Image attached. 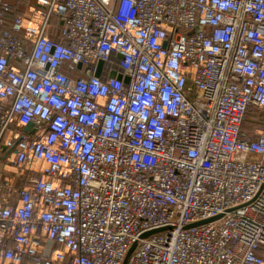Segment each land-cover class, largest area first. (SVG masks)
<instances>
[{"label": "built area", "instance_id": "1", "mask_svg": "<svg viewBox=\"0 0 264 264\" xmlns=\"http://www.w3.org/2000/svg\"><path fill=\"white\" fill-rule=\"evenodd\" d=\"M27 1L0 0V148L26 176L0 257L264 264V0Z\"/></svg>", "mask_w": 264, "mask_h": 264}, {"label": "crops", "instance_id": "2", "mask_svg": "<svg viewBox=\"0 0 264 264\" xmlns=\"http://www.w3.org/2000/svg\"><path fill=\"white\" fill-rule=\"evenodd\" d=\"M27 2H28L27 0H24V4L19 9L22 10V13L24 12V7ZM8 165H9V155L2 148H0V192L2 191V189H4L6 190L5 192L7 193L10 189H15L22 186L25 182L26 176L14 175L13 177V174L12 176H10V173H8L7 171ZM2 193L4 196L5 194L3 191ZM0 264H12V263L7 262L0 257ZM21 264H26V263L23 262Z\"/></svg>", "mask_w": 264, "mask_h": 264}, {"label": "trees", "instance_id": "3", "mask_svg": "<svg viewBox=\"0 0 264 264\" xmlns=\"http://www.w3.org/2000/svg\"><path fill=\"white\" fill-rule=\"evenodd\" d=\"M18 13H21L19 11H16L14 14H11V16H9V18H13L15 15H17ZM259 123L255 122L253 120V118L250 116V118L247 120V122H245L243 128L244 129H250V130H257L259 129Z\"/></svg>", "mask_w": 264, "mask_h": 264}, {"label": "water", "instance_id": "4", "mask_svg": "<svg viewBox=\"0 0 264 264\" xmlns=\"http://www.w3.org/2000/svg\"><path fill=\"white\" fill-rule=\"evenodd\" d=\"M102 66H103V62L102 61H99L98 66H97V70H96V76H100V70H101ZM118 78L121 79L122 78V75H118ZM124 81L127 82L128 81V78L125 77L124 78ZM31 126H32L31 123L28 124L26 126V130H29L31 128Z\"/></svg>", "mask_w": 264, "mask_h": 264}, {"label": "rangeland", "instance_id": "5", "mask_svg": "<svg viewBox=\"0 0 264 264\" xmlns=\"http://www.w3.org/2000/svg\"><path fill=\"white\" fill-rule=\"evenodd\" d=\"M19 12H21V13H22V10H19Z\"/></svg>", "mask_w": 264, "mask_h": 264}]
</instances>
